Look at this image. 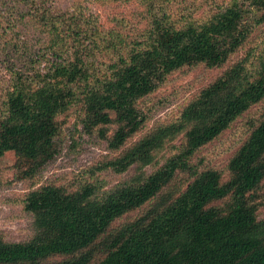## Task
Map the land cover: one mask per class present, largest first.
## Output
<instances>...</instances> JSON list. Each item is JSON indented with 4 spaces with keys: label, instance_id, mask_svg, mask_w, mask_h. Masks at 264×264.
<instances>
[{
    "label": "trees",
    "instance_id": "obj_1",
    "mask_svg": "<svg viewBox=\"0 0 264 264\" xmlns=\"http://www.w3.org/2000/svg\"><path fill=\"white\" fill-rule=\"evenodd\" d=\"M99 2L142 10L107 27L85 1L0 0V155L19 156L0 188L24 184L4 203L31 220L19 238L0 229V264H264V46H249L264 0ZM161 40L172 56L148 77L138 64ZM200 66L219 73L150 126L151 96ZM73 114L104 153L43 179L79 143ZM243 117L225 170L196 159Z\"/></svg>",
    "mask_w": 264,
    "mask_h": 264
},
{
    "label": "rangeland",
    "instance_id": "obj_2",
    "mask_svg": "<svg viewBox=\"0 0 264 264\" xmlns=\"http://www.w3.org/2000/svg\"><path fill=\"white\" fill-rule=\"evenodd\" d=\"M64 4L72 2L73 0H61ZM85 1L92 7V11L100 16V21L104 26H111L114 16H125L130 19L136 10H142V6L136 3H108L103 5L99 0H80ZM249 46H254L255 52H260L261 47L264 46V24L260 26L253 36V41ZM249 46L246 48L248 49ZM258 48V49H257ZM172 56V46L168 40H161L150 53H145L143 61L138 64V67L148 76L152 77L163 72L166 68L167 62ZM219 73L218 69L205 68L203 66L197 68H185L172 74L168 81L151 96V101H160L161 105L153 114L150 121V126L158 121H165L175 117L180 108L205 84L211 81ZM147 110V108H145ZM77 115L73 114L69 119V124L65 130L68 132L72 130L70 136H66V144L69 143V137L78 141L76 149L69 152L66 147L62 155L52 163L44 172L43 179L52 174H62L73 177L88 164L95 161L100 155L104 153L103 147L96 146L92 143L89 136L81 135L76 129ZM247 131L245 124V117L236 121L228 130H226L220 137L207 145L197 154V160L204 158L207 165L225 170L228 159L233 152L239 147L244 140ZM72 144V143H69ZM169 155L165 150L162 152L160 159ZM19 159V156L14 151H7L0 155V170L4 173L6 180L13 177L11 171L7 168L13 166ZM26 190L23 183L20 181L13 186L0 188V229L7 230L15 238L21 237L30 226L31 220L28 218L18 217L17 207L5 204L4 201L8 196L14 194H23ZM264 215V206L261 209Z\"/></svg>",
    "mask_w": 264,
    "mask_h": 264
}]
</instances>
